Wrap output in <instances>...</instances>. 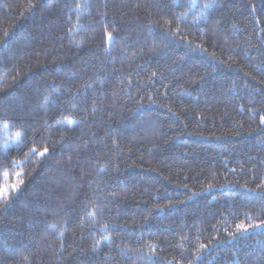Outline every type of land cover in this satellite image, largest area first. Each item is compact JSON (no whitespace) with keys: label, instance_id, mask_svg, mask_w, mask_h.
Returning a JSON list of instances; mask_svg holds the SVG:
<instances>
[{"label":"trees","instance_id":"1","mask_svg":"<svg viewBox=\"0 0 264 264\" xmlns=\"http://www.w3.org/2000/svg\"><path fill=\"white\" fill-rule=\"evenodd\" d=\"M261 117L264 0H0V264H264Z\"/></svg>","mask_w":264,"mask_h":264},{"label":"snow or ice","instance_id":"2","mask_svg":"<svg viewBox=\"0 0 264 264\" xmlns=\"http://www.w3.org/2000/svg\"><path fill=\"white\" fill-rule=\"evenodd\" d=\"M107 37H108V39H109V40H111V39H112V37H111V34H107ZM69 123H72V122H71V121H69ZM261 123H262V124H264V117H261ZM47 151H48V150H47V149H45V150H44V152H43V153H40V154H41V155H44V154H46V153H47Z\"/></svg>","mask_w":264,"mask_h":264}]
</instances>
